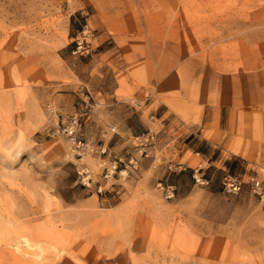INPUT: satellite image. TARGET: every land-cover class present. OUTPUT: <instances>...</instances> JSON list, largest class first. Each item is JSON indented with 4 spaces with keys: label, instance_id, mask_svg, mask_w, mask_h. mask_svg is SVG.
Wrapping results in <instances>:
<instances>
[{
    "label": "rangeland",
    "instance_id": "obj_1",
    "mask_svg": "<svg viewBox=\"0 0 264 264\" xmlns=\"http://www.w3.org/2000/svg\"><path fill=\"white\" fill-rule=\"evenodd\" d=\"M251 178L264 0H0V264H264Z\"/></svg>",
    "mask_w": 264,
    "mask_h": 264
},
{
    "label": "built area",
    "instance_id": "obj_2",
    "mask_svg": "<svg viewBox=\"0 0 264 264\" xmlns=\"http://www.w3.org/2000/svg\"><path fill=\"white\" fill-rule=\"evenodd\" d=\"M76 120L72 119L66 127L67 135L72 143H76L75 137ZM243 180L235 175L225 174L222 179L223 189L227 193H237L243 185ZM251 188L254 194L259 197L260 201H264V184L256 178H251Z\"/></svg>",
    "mask_w": 264,
    "mask_h": 264
},
{
    "label": "crops",
    "instance_id": "obj_3",
    "mask_svg": "<svg viewBox=\"0 0 264 264\" xmlns=\"http://www.w3.org/2000/svg\"><path fill=\"white\" fill-rule=\"evenodd\" d=\"M220 112H221V107H219L218 109L216 108H206V110H204V114L203 117V124L202 126H200L199 129V133H194L195 135H198V137L202 138L207 144H209L210 146H217L219 145V143H221L222 141H225V143L229 142V136H230V131L228 130L227 132V138L225 140H223V134L221 132H217V131H213L210 136H205L204 135V131H206L210 125L213 124V122H217L218 127H220ZM226 123L228 125V118H226ZM227 127V126H226ZM237 154V153H236Z\"/></svg>",
    "mask_w": 264,
    "mask_h": 264
},
{
    "label": "bare ground",
    "instance_id": "obj_4",
    "mask_svg": "<svg viewBox=\"0 0 264 264\" xmlns=\"http://www.w3.org/2000/svg\"><path fill=\"white\" fill-rule=\"evenodd\" d=\"M28 241V240H27Z\"/></svg>",
    "mask_w": 264,
    "mask_h": 264
}]
</instances>
